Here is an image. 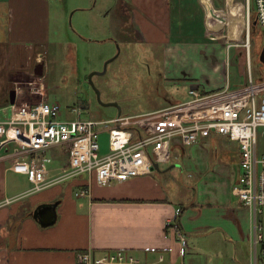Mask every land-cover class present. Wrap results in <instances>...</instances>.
<instances>
[{"label":"crops","instance_id":"0c3cea01","mask_svg":"<svg viewBox=\"0 0 264 264\" xmlns=\"http://www.w3.org/2000/svg\"><path fill=\"white\" fill-rule=\"evenodd\" d=\"M121 2L129 6L130 21H125L124 26L135 28L141 44L160 48L151 54L162 72L160 81L165 79L166 84L194 78L192 85L198 83L204 92L226 85V58L223 60L219 54L222 52L214 47H218L221 36L227 39L225 42L233 39L229 30L222 35L210 32L202 0H116L110 10L115 16L113 29L123 27L119 20ZM212 4L228 16L232 11L244 14L246 8L245 0H212ZM55 8L50 0H0L2 115L9 113V96L15 82L30 83L38 66V54H50ZM214 12L210 7V15ZM62 14L60 11L58 39L61 34L68 35L61 27ZM230 45L228 49L233 46ZM243 51L235 49L246 68ZM71 56L76 59L72 49L67 54L69 59ZM189 60L195 67L178 77L180 64ZM197 75L205 76V81ZM173 100L176 99H165L168 103ZM217 136L236 142L238 150L202 148L210 136L189 145L197 150H181L180 155L172 152L170 167L159 165V170L148 174L108 185L79 174L37 191H31L33 184L26 175L10 168L26 155L17 152V143L6 144L0 148V202L9 203L0 206V264H82L78 261L80 252L97 255L113 250L132 252L146 264H258L252 209L233 193L241 171L239 144L226 135L215 134L212 142L216 144ZM174 144L175 148L181 146L178 140ZM63 150H52L48 180L54 178L55 172L56 177L60 176L67 166ZM65 157L66 163L60 164ZM173 166L180 170L172 175L169 169ZM89 186L91 192L82 195L81 191ZM54 203L55 221L44 226L34 216L35 210ZM258 220L263 225L259 215ZM178 230L186 236L187 247L182 245ZM259 246L263 260L264 239Z\"/></svg>","mask_w":264,"mask_h":264},{"label":"built area","instance_id":"2783aa9c","mask_svg":"<svg viewBox=\"0 0 264 264\" xmlns=\"http://www.w3.org/2000/svg\"><path fill=\"white\" fill-rule=\"evenodd\" d=\"M202 1L210 18V7L215 9L212 0ZM253 3L257 22L264 34V0H253ZM245 7L248 16L244 43L247 79L237 88L225 85L214 91L202 92L198 84H193L188 99L178 100L161 109L104 120L83 116L82 106L75 105L69 106L68 113L61 115V105L46 98L42 79L40 84H26L27 88L15 82L16 97L9 103V113L2 115L0 109V148L15 142L19 146L17 152L26 156L15 160L10 168L27 176L33 184L31 191L79 174L108 185L151 173L155 170L154 163H170L173 159L171 146L175 140L189 146L214 134L226 135L239 144L241 171L233 193L252 209L253 246L257 257L259 244L264 239L263 225L258 220L264 208V153L259 150V129L264 127V76L255 78L250 68L251 0H245ZM217 16L210 18L212 27L216 22L221 23ZM226 23L227 19L223 25ZM38 64L48 68L46 51L38 54ZM27 94L31 97L40 94L41 97L30 103L25 98ZM103 132H107L109 137L106 153L101 151ZM56 147L67 152L68 164L60 176L48 180L51 152ZM90 192L89 186L81 194ZM6 203L9 200L0 202V206ZM178 233L182 245L187 247L186 236L179 230ZM160 260H163L162 256ZM78 261L82 264H146L125 250L97 255L92 251L80 252Z\"/></svg>","mask_w":264,"mask_h":264},{"label":"rangeland","instance_id":"374dc122","mask_svg":"<svg viewBox=\"0 0 264 264\" xmlns=\"http://www.w3.org/2000/svg\"><path fill=\"white\" fill-rule=\"evenodd\" d=\"M50 1L56 5V8L52 20V31L55 35L52 37L48 46L50 51L49 56L47 54L49 66L46 68L42 65V72H35L34 79L30 78L29 81L30 83L38 82L37 84H40L41 79L43 80L46 98L52 103L58 102L61 105L63 110V114L61 115L67 114V108L75 105L82 106L83 116L85 117L107 120L118 115L120 110L124 114L149 112L158 103L161 105L157 108L161 109L178 101V99L184 100L190 97L189 90L192 82L195 81L194 78L180 79L176 82H167L166 84L165 79L160 81V67L155 63L156 58H153L151 55L153 52L158 53L160 48L158 46L153 47L148 45L149 43L141 44L138 41L140 36L138 37L135 28L133 26H124L125 21L127 24L130 21L129 6L127 3L121 2L119 4L121 8L119 14L121 18L119 20L122 19L123 27H119L118 25L116 29H113L115 16L112 15L110 10L113 9L116 0ZM60 11L63 12L61 27L68 35L64 37L61 34V39H58ZM214 11V14L210 15V18L218 15L216 9ZM255 14L254 3L251 0L250 68L253 76L258 78L264 76V63L261 61L260 56H258L261 51V48L258 46L262 45L264 47V34H262L259 24L253 26ZM226 18L229 19V21L227 19L228 26L215 23L214 27H210V32L215 35H222L229 30L230 37L232 39H238L237 41L231 40L225 42L227 39L221 36L219 38L221 42L216 44L218 47L215 46L214 50L217 51L218 48V51L222 52L219 54H221L223 60L226 58L224 74V82L226 85L240 87L245 84L247 74L245 75L246 68L241 64V59L236 56L235 49L242 51L245 49L244 43H246L247 39L246 20L248 21V16L246 10H244V14L242 11H232L229 16L226 14ZM255 32L259 36H253ZM116 36L121 37L123 42L118 41ZM134 39L136 42H133ZM229 44L233 45L230 47L231 49H228ZM59 45L61 50H59ZM71 49L75 51L76 59L73 56H71L72 59L71 57L70 59L67 57L68 51ZM118 51L119 55L108 64L106 72L102 75H94L93 77L96 87L101 92V101H99L95 89L88 82V75L95 70L101 71L104 63L117 54ZM153 60L155 61L153 62L154 65L150 63ZM179 67L176 75L181 77L186 75L184 71H189V67H195V65H191V61L189 60L188 62L180 64ZM208 76L210 78L212 77L211 75ZM197 77L204 79V81L206 78L201 75H197ZM30 83L21 84L27 88V85ZM201 90L204 92L203 89ZM40 97V94H36L33 97L30 94L25 96L27 98L26 100L30 103L37 101ZM171 97L176 100L169 103L165 101V99ZM110 102H117L120 110L119 106L105 105V103ZM69 115L73 116L72 113ZM259 135V150L260 153H264V127L259 129ZM217 137V144L212 142L211 136L207 144H201V147L206 150H238L236 142L222 139L223 136ZM108 139L107 132L101 133L100 143L103 153L108 152ZM172 146L171 151L179 155L181 150H197L192 146L183 147V145L180 146L181 148H175L176 145L174 142ZM63 152L68 158L67 152L64 150ZM66 157L64 158L65 162H60V164L66 163ZM52 164L50 163L49 167ZM160 165L167 167L170 164L161 163ZM179 170L180 168L173 166L169 169V174L171 173L173 175L179 172ZM53 174V177L58 175L57 172ZM259 217H261L264 231V208L263 213H260ZM257 256L258 264H264V258L261 260L262 254L260 246Z\"/></svg>","mask_w":264,"mask_h":264},{"label":"water","instance_id":"95a60500","mask_svg":"<svg viewBox=\"0 0 264 264\" xmlns=\"http://www.w3.org/2000/svg\"><path fill=\"white\" fill-rule=\"evenodd\" d=\"M218 13V18L221 20V23L219 22V25H223V22H226V15L224 13H220L219 11ZM212 21L209 18V22ZM209 25L212 24L211 22L209 23ZM119 55V51L117 54H115L113 57L109 58L103 66V69L101 71L95 70L92 71L89 75H88V82L92 85V87L95 89L96 94H97V98L99 101H101V92L100 90L96 87L93 77L94 75H102L106 72L108 64L110 62H112L114 59L117 58V56ZM260 59L262 62H264V47L262 48V52L260 54ZM36 72L37 73H41L42 72V64H38L37 68H36ZM15 97H16V93L15 90H12L10 92V96H9V100L11 102L15 101ZM105 105H116L119 106L117 102H110V103H105ZM119 110H120V106H119ZM121 115V110L118 112V116ZM154 168L159 170V164L158 163H154ZM56 204H43L41 206H39L34 213V216L44 225V226H48L54 223L55 218H56Z\"/></svg>","mask_w":264,"mask_h":264},{"label":"trees","instance_id":"16d2710c","mask_svg":"<svg viewBox=\"0 0 264 264\" xmlns=\"http://www.w3.org/2000/svg\"><path fill=\"white\" fill-rule=\"evenodd\" d=\"M254 16H255V17H254V20H253V26H254L255 24H258L256 14H255ZM251 25H252V19H251ZM252 32H253V31H252ZM255 35H256V32L253 34V36H255ZM256 36H259V35H256ZM258 47L261 48V51H262L263 46L260 45V46H258ZM261 51H260V53H259L258 56H260ZM153 62H154V60H153L152 62H150V63L153 64ZM156 65H158V64H156ZM160 73L162 74V72H160Z\"/></svg>","mask_w":264,"mask_h":264},{"label":"bare ground","instance_id":"6f19581e","mask_svg":"<svg viewBox=\"0 0 264 264\" xmlns=\"http://www.w3.org/2000/svg\"><path fill=\"white\" fill-rule=\"evenodd\" d=\"M226 19H228V18H226ZM228 21H229V19H228Z\"/></svg>","mask_w":264,"mask_h":264},{"label":"flooded vegetation","instance_id":"af4514ba","mask_svg":"<svg viewBox=\"0 0 264 264\" xmlns=\"http://www.w3.org/2000/svg\"><path fill=\"white\" fill-rule=\"evenodd\" d=\"M264 63V62H263Z\"/></svg>","mask_w":264,"mask_h":264}]
</instances>
